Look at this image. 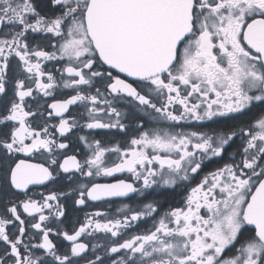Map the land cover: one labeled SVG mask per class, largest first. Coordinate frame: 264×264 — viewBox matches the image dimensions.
Segmentation results:
<instances>
[{"label":"snow or ice","instance_id":"snow-or-ice-1","mask_svg":"<svg viewBox=\"0 0 264 264\" xmlns=\"http://www.w3.org/2000/svg\"><path fill=\"white\" fill-rule=\"evenodd\" d=\"M0 264H264V0H0Z\"/></svg>","mask_w":264,"mask_h":264},{"label":"flooded vegetation","instance_id":"flooded-vegetation-1","mask_svg":"<svg viewBox=\"0 0 264 264\" xmlns=\"http://www.w3.org/2000/svg\"><path fill=\"white\" fill-rule=\"evenodd\" d=\"M39 162V161H37ZM127 174H115V176L113 177H99V178H96V182L98 183H114L117 179H122L126 176ZM35 187V190L37 192H40V191H45V188L44 186H40V185H37V186H34ZM121 199L122 198H111V209H108V205L107 204H104L103 202H97L98 204H101L102 207L106 210H110L112 212H115V209L118 208L121 204ZM123 202L124 203H131L130 201H128L126 198H123ZM89 209H85V211H88ZM83 212L80 213V216L81 218L83 217Z\"/></svg>","mask_w":264,"mask_h":264}]
</instances>
